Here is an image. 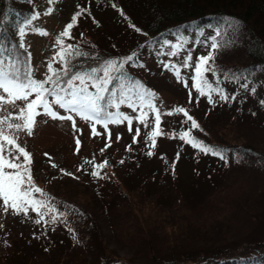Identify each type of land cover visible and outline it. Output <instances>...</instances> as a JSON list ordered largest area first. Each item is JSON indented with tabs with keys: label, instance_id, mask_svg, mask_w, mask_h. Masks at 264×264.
Returning a JSON list of instances; mask_svg holds the SVG:
<instances>
[{
	"label": "rangeland",
	"instance_id": "374dc122",
	"mask_svg": "<svg viewBox=\"0 0 264 264\" xmlns=\"http://www.w3.org/2000/svg\"><path fill=\"white\" fill-rule=\"evenodd\" d=\"M75 3L77 0H52V3H49V0H37L38 19L25 29L24 36L25 47L31 51L32 55L33 75L36 79L39 78L37 80L48 77L49 64L54 68L61 67L57 54L61 51L62 46L56 41L65 38L60 34L65 30L67 24L72 22L74 14L81 10L82 6ZM49 8L52 9L51 13H48ZM77 19L76 17V21ZM104 20L108 27L105 26L100 30L91 28L88 22H84L83 25L88 29L85 28L80 34L75 32L74 27L78 30L83 21L76 22L73 29L70 30L71 35L73 32L76 34L72 44L79 46L90 43L109 48V45L115 42L118 44V48L111 46V54L115 55L111 60L118 62L120 59L123 61L127 57L122 59L120 57L131 52L135 45L134 38L138 34H134L133 30L121 32L125 27L114 26L111 15L104 17ZM40 33H47V35ZM112 35L115 37L111 40L108 36L112 37ZM237 37L231 31L203 28L194 34L185 31L180 35H170L166 40L157 41L144 50L141 57L136 58V74L139 77L137 83L140 88H137V83L126 86V82L123 81L124 91L131 99H126L119 108L108 109L110 112H119L128 116L132 121L131 125L127 121L109 122L108 127L105 128L103 124L86 122L74 113L54 107L58 116L71 115L72 121L37 115L33 134L29 136L26 129L16 130L8 127L9 124L23 125L24 121L20 119L19 111L25 106L23 101H15L14 104H10L8 103L10 97L0 90V95L5 97L3 101H0V130L10 138H17V142L30 153L31 162L24 164V167L20 169L25 174V187L30 184L33 188L45 190L47 181L70 180L71 182H66L64 186L71 190L74 199H78L79 191L86 194L88 199L92 198L96 191L101 190L98 183L104 187L108 186V193L117 194L126 191L122 181H118L117 170L121 166L129 164L133 151L134 162L132 165L135 167L136 163H140L139 173L141 176L132 174L130 177L144 180L150 186L144 187L142 195L138 191L132 192L127 194L123 203H118V221L124 240L139 242L140 250L135 255L130 248H127L128 245L120 247L114 241L109 246L110 254L122 260L135 256L133 260L136 263L151 264L152 257L143 245L147 238L154 241V235L150 233V230L156 229L168 237L173 250H181L178 254L187 259L186 257L190 256V254L186 255L188 250L191 253V251L199 249L194 248L197 244L193 248L185 246L191 242H184L180 236L183 232H189L192 229L191 226H198L203 230L206 228L222 230L220 233H224L225 240L215 246L220 247L216 254L220 258L242 255L244 252V256L264 255V250L259 251L263 247L259 249L260 246H258L259 242L264 241V156L261 158L246 156L225 147L233 142L240 133L245 135L241 141L264 144V86L263 89L257 90L256 96L250 92L247 98H236L237 100L232 98V94L237 93L234 89H238V92L241 93L250 91L247 90L251 88L250 86H254L259 80L264 79V73L252 74L240 79L243 85L234 84L232 91L228 93L227 86H231L230 80L216 74H226L228 69L222 65L228 61V58L239 52L244 53L245 49L239 48V44L236 43ZM213 38L222 46L213 52L214 60L210 61V64L214 71L211 74H206V79L212 83L213 87H218L223 94L230 98L227 101H220L217 94L212 93L215 103L210 104L207 97H201L197 93L193 86L195 84L193 77L196 76L194 65L197 58L209 55V52L212 51L210 45ZM189 55L192 57L191 66L185 67L184 63ZM177 71L180 72L179 77L176 75ZM97 75H102V73L98 72ZM246 81H248V85H246ZM75 86L77 89L81 87L78 84ZM88 88L89 94L96 92V90ZM129 89H131L130 92ZM115 91L117 93V90ZM139 91L149 92L151 96L141 102L137 97ZM120 95L121 92L117 94V97ZM149 100L152 107H149ZM239 102L246 104L245 118L247 121H245L246 126L243 129L248 130L238 133L236 126L231 124L225 128H217V125L215 128H210L211 123L207 126L211 134L207 135L206 133V135L208 137L215 135V141H220L224 145L225 148L218 149L226 154V160L193 149L187 140L182 141L181 134L176 132L182 125L181 116H183V113L176 112L177 108H184L191 116L188 109L195 111V107L201 105L208 110L217 109L220 116L225 118L228 113L229 115L232 113L228 110L233 107L230 104ZM42 111V108L37 110L41 113ZM157 114L160 115L159 135L152 137L150 132L157 130L155 119ZM141 121L148 122V126H145ZM73 122L75 127H73ZM231 126L235 129H231ZM129 127H131V131H129ZM93 128H95V132ZM137 129H139L138 134ZM186 132L197 136L190 131ZM153 139L156 142L154 147L151 144ZM77 140H79V145L76 143ZM3 143L7 149L9 145L7 146V142ZM174 149H180L183 154L189 153L191 160L182 156L177 162V159H173V155L169 156ZM150 151L153 153L151 156L148 155ZM238 156L243 158L238 161ZM121 160L124 161L123 164L120 163ZM105 161L107 164L103 168L96 167ZM25 169H28V172H25ZM199 169L202 171L211 169L212 178L208 183H201L199 177L196 176L193 182L194 186L189 188L179 180L180 177H184L185 183L189 184L188 178H191V172L199 171ZM93 171L100 173V176L93 177L91 175ZM29 173L31 181L27 180ZM147 173H153L158 178L146 176ZM153 179L160 184L159 187L151 185ZM163 185L165 186L162 187ZM62 191L64 192L61 194H64V188ZM31 195L33 199H37L35 191ZM46 197L48 199L45 198L44 202L50 205L53 199L47 193ZM75 210L72 208L70 215L73 216ZM15 214L11 208L5 211L2 201H0V246L3 245V238L7 235L4 231L6 224L17 225L16 222H11ZM34 216L30 211L27 216L23 214V222L30 225ZM46 226L48 229L49 224L47 223ZM207 249H211V247ZM92 250L96 251L94 248ZM199 251L203 252L204 249Z\"/></svg>",
	"mask_w": 264,
	"mask_h": 264
},
{
	"label": "trees",
	"instance_id": "16d2710c",
	"mask_svg": "<svg viewBox=\"0 0 264 264\" xmlns=\"http://www.w3.org/2000/svg\"><path fill=\"white\" fill-rule=\"evenodd\" d=\"M36 3L37 0H0V16L7 15L8 17L7 22L0 23V40L8 48H11L13 44L17 45L16 51L21 54L23 60L27 61L26 67L32 73L31 51L26 47L24 49L18 47L21 39L25 42L24 37H19L18 28L24 24L25 20L37 14ZM77 3L82 7L81 10L75 11L76 13L74 12V16L80 13L79 16H76L78 18L76 22H83H81L78 30L74 27L76 33L80 34L87 28L83 25L84 22H88L91 28L94 27L97 30L105 26L108 27L104 17L111 15L114 26L121 25L125 27L121 32L133 30L136 32L132 31L134 34H138L134 38L135 45L132 47L131 52L123 54L120 57L122 59L130 55L134 56V60L129 64H125L123 69L126 86H132L137 83L139 77L136 74V58L141 57L144 50L157 41L166 40L170 35H180L185 31L194 34L203 28H218L219 31L223 30L225 32L231 31L238 36L236 43L239 44V48L245 49L244 53L239 52L238 54H234L228 58L229 62L227 61L222 65V67L228 69L226 74L221 75V73H216L219 77L230 80L231 86H227V93L232 91L231 89L234 84L243 85L240 79L249 77L252 74L259 75L260 73H264V0H77ZM231 20L237 21L238 25L231 24ZM137 28L140 29L139 32L136 31ZM75 32L72 33L71 38L63 39L65 52L72 53V55L66 57L68 65L61 63V67H53V70L62 72L65 66L70 67V75L77 72L84 74L87 87L96 90L91 86L93 81L87 79V76L92 74V69H100L105 65L106 61L114 58L115 55L111 54V46L112 48H118V44L112 42L111 45L108 44L109 48L91 45L90 43L79 46L73 45L72 41L76 38ZM113 37L115 36H108L111 40ZM68 45H72L73 47L69 49ZM5 54L7 55V53ZM119 61L121 60L119 59ZM24 66L22 64V70ZM97 74L98 72L95 73V75ZM49 75H51L50 72ZM32 78L35 80L39 79H36L34 75ZM47 78L43 80H47ZM67 79L68 77H63V81ZM74 84L80 85L78 81L74 82ZM246 85H248V81H246ZM62 86L67 87V84L62 82ZM119 86L120 82L114 81L108 87L112 90H117L118 94L120 92ZM263 86L264 79H261L254 86H250L251 88L247 89L250 90L248 92L241 93L238 92V89H234L237 93L232 94V98L233 100L236 98L244 99L250 95V92H253L251 94L256 96L257 90L263 89ZM46 87H52V85L49 84ZM61 95H64V93H61ZM32 99H35L34 93L29 97V100ZM48 99L51 101L54 97H49ZM23 104L26 105V102L23 101ZM230 105H233V107L232 109L228 108V110L232 113L230 115L228 113L225 118L220 116L217 109L208 110L201 105L195 107V111L186 108L189 110L193 120L199 125V128L192 129L191 121L182 114V125L179 126L176 132L183 134L186 131H190L193 135L195 133L197 136H192L189 133L186 140L195 138L209 146L216 148L223 147L224 145L220 141H215V135L207 136L211 134V131L207 127L209 123L212 124V126H209L210 128H215V125H217V128H225L228 127V124H231L236 126L238 133L242 130H248L243 129L246 126L245 121H247L245 118L246 104L239 102ZM233 126L230 128L235 129ZM244 137L245 135L240 133L233 142L225 145V147H229L233 149V152L237 151L246 156L255 158L264 156V144L254 143L253 141H241ZM188 154L181 153L180 149H174L169 156L173 155V159H177V162L182 156L190 161L191 157ZM131 156L132 159L129 160L128 165L118 166L120 167L117 170L119 175L118 181H122L124 190L126 191H121L117 194L108 193V186L104 187L101 183H98L101 190L96 191L92 198L88 199L86 194L79 191L78 199H74L72 198L71 190L66 189L64 186L66 182H71L70 180L47 181L45 190H41L40 193L35 192L36 198L37 200L44 201L45 198L48 199L46 193L49 194L50 198L53 199L50 202V206L57 211L50 214L46 208L39 206L33 211L32 206L28 205V212L30 211L35 215L33 220L30 221V225L23 222V213L15 214L11 222H16L17 225L8 223V225L6 224V228H4L7 235L3 238V245L0 246V264H148L146 262L136 263L133 260L135 256L122 260L109 253L111 250L109 246L114 241L120 247L128 245L127 248H130L135 255L140 250L139 242H126L124 240L125 238L122 237L121 233L122 228L118 221V203H123V199L129 193L138 191L142 195L144 187L150 186L144 180L130 177L132 174L140 175V163H136L135 167L132 165L134 162L133 151ZM17 162L23 164V156ZM210 170H193L191 178H188L189 184L185 183L186 179L184 177L178 178L184 185L190 188L194 186L193 182L196 176L199 177L201 183H208L209 179L212 178ZM153 173H147L146 176L157 179L158 177L153 175ZM151 185L159 187L160 184L153 179ZM62 188L65 190L64 194H61L64 192ZM72 208L76 209L73 211V216L70 215ZM42 212L45 213L44 218L41 224L37 225L35 220L40 218V213ZM61 213L64 215L61 216ZM52 214L59 217L55 223L51 222L50 217ZM44 223L46 224L44 225ZM47 223L49 224L48 229ZM191 228L189 232H183L180 239L184 242H191L189 245H185L183 242L189 248H193L197 244L194 248L199 250L204 249L203 252L193 250L189 253L190 250H188V254L186 255L190 254V256H187V259H185L182 255L178 254L181 250L172 249L167 236L159 233L156 229H151L150 233L154 235V241L147 238L144 243L145 245H143L152 257L150 263L233 264L234 261L241 258L245 261L250 258L264 259V255L259 256L254 253L253 257L249 255L244 256L245 252L242 255L220 258V256L216 255L220 247L215 246L225 240L224 233H220L222 230L209 228L203 230L198 226H191ZM258 244L260 246L259 249L263 247L259 251H263L264 241ZM210 247L211 249H207ZM93 248L96 250L95 252L92 250Z\"/></svg>",
	"mask_w": 264,
	"mask_h": 264
},
{
	"label": "snow or ice",
	"instance_id": "6c2138e0",
	"mask_svg": "<svg viewBox=\"0 0 264 264\" xmlns=\"http://www.w3.org/2000/svg\"><path fill=\"white\" fill-rule=\"evenodd\" d=\"M52 3V0H49ZM115 7V5H113ZM52 9H48V13H51ZM48 13H45L46 15ZM77 13L76 16H79ZM123 15V13H121ZM39 13L33 15L29 19L24 21L22 26L18 28L19 37L23 38L25 36V29L29 28L34 21L38 19ZM76 16H73L72 22L67 24L65 30L60 34L61 37L71 38V29H73L76 24ZM7 15L0 16V23L7 22ZM233 25H238L235 20L230 21ZM39 31V30H36ZM136 31H140L139 28ZM42 35H47V33H40ZM57 44L61 45V51L57 54L59 57V62L68 65L67 56L72 55L71 52H65L63 45V39H57ZM222 45L218 44L213 38L210 48L212 51L209 52L208 56H200L195 62L194 68L196 76L193 77L195 84L193 85L197 93L201 97H207L210 104L215 103L212 93H216L220 101H227L230 97L223 94L218 87H213L212 83L206 79V74H211L214 70L211 67L210 61L214 60L213 52L218 50ZM18 47L20 49L25 48V42L23 39L20 40ZM69 49L72 45L67 46ZM17 45L13 44L11 48L6 47L5 43L0 40V90L6 94L10 99L8 103L14 104L15 101H25L26 105L20 108V119L24 121L21 124H9V129L15 128L16 130L26 129L27 135L33 134V126L36 123L35 117L37 115L47 116L53 119L68 120L72 121L71 115H61L58 116L57 111L53 108L63 109L66 112L74 113L78 115L81 119L86 122L95 124H103L105 128L108 127L109 122L111 123H121L122 121H127L131 125L132 121L128 116H124L122 113H113L108 111L109 108H119L120 105L125 103L126 99H131L128 93L124 91V72L123 69L125 64H129L134 60V56L130 55L123 61H106L105 65L100 69H92V74L87 76V79L93 81L92 87L96 89L94 94H89L87 91V83L85 75L79 72L71 73V68L65 66L60 71H54L51 64L48 65L49 72L51 75L48 76L47 80H35L33 79V73L29 68L26 67L27 61L23 60L21 54L16 51ZM7 53V55L5 54ZM175 55V53H173ZM30 59V57H29ZM55 59V57H54ZM192 57L189 55L185 60L184 66H191L190 62ZM22 64L25 65L22 70ZM100 72L102 75H95V73ZM177 77L180 76V72H176ZM63 77H68L66 81H63ZM78 81L81 87L76 88L74 82ZM114 81L120 82V92L121 95L117 97L115 90L110 89L108 86ZM62 82L67 84V87L62 86ZM52 85V87H46V85ZM137 88L140 85L137 83ZM129 92L131 89L128 90ZM35 94V99L29 100L32 94ZM64 93V95H61ZM110 93V94H109ZM109 94V95H106ZM151 93L146 91L137 92L138 99L143 102L146 98L150 97ZM49 97H54L53 100L49 101ZM5 97L0 95V101H3ZM131 106V105H130ZM149 107H152L151 101L149 100ZM37 108H42V113L37 112ZM155 110V109H153ZM176 112L183 113L189 121H191V128L197 129L199 125L193 118L188 114V112L180 107L176 109ZM157 130L151 131L150 135L155 137L159 135V124L160 115L157 114L156 117ZM145 126H148V122L141 121ZM73 127L75 123L73 122ZM95 132V128H93ZM131 131V127H129ZM139 129H137V134ZM189 136L188 132L180 135V139L184 141ZM119 139V137H117ZM3 142H7L9 147L6 149ZM79 145V140L76 141ZM155 140H151V144L155 146ZM187 143L191 145L193 149H198L204 154H211L217 156L222 160H226V154L213 146L206 145L204 142L197 140L195 138L187 139ZM153 153L150 151L148 153L151 156ZM23 156L24 163H18L20 157ZM242 156H238L237 159H242ZM30 153L25 150L19 143H17V138L6 136L3 131L0 130V201L4 206V210L7 211L11 208L16 214L23 213L27 216L28 205H31L33 211L36 207L46 208L48 213H55L57 210L47 205L44 201L33 199L31 193L35 191L40 193L41 189L33 188L30 184L25 187V174L21 172L20 169L24 167V164H29ZM120 163H124L123 160ZM107 164L105 161L103 164L96 165L97 168H103ZM174 168V165H173ZM28 172V169H25ZM69 175H71L69 173ZM93 177H99L100 173L93 171L91 172ZM27 180L31 181L30 173L27 176ZM45 213H40V218L35 220L37 225L41 224ZM61 216L64 214L61 213ZM51 222L55 223L59 217L55 214L51 215ZM233 264H264V259L250 258L245 261L243 258L234 261Z\"/></svg>",
	"mask_w": 264,
	"mask_h": 264
}]
</instances>
